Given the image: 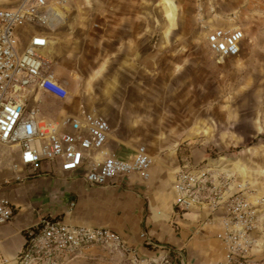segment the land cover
<instances>
[{"label":"rangeland","instance_id":"1","mask_svg":"<svg viewBox=\"0 0 264 264\" xmlns=\"http://www.w3.org/2000/svg\"><path fill=\"white\" fill-rule=\"evenodd\" d=\"M203 1L205 11H211L209 5L215 10L206 14L210 26L245 32L238 57L222 59L209 49L196 0H78L62 12L68 15L58 34L64 38L63 62L73 83L80 80L87 95L95 94L111 59L99 52L96 38L103 28L95 25L104 23V11L129 14L127 20L137 23L141 32L139 40L152 42L153 59L147 65L140 59L115 60L121 96L117 108L133 112L127 115L132 128L113 129L114 137L133 148L150 149L155 166L149 190L164 202L173 199L178 165L187 157L193 164L214 163L236 183L250 187L254 197L262 199L254 253L264 260V0ZM21 2L0 0V8ZM145 15L152 20L147 30ZM24 30L17 28L18 49L26 44ZM130 69L136 75L129 74ZM0 153L4 162L16 149L3 147ZM95 248L104 249L85 251L75 264H118Z\"/></svg>","mask_w":264,"mask_h":264},{"label":"built area","instance_id":"2","mask_svg":"<svg viewBox=\"0 0 264 264\" xmlns=\"http://www.w3.org/2000/svg\"><path fill=\"white\" fill-rule=\"evenodd\" d=\"M69 1L22 0L14 8H0V148L16 149L14 180L32 178L40 174L44 162H50L59 163L63 172L79 173L91 186L122 185L134 175L148 181L155 159L146 146H140L130 159L122 158L107 149L113 131L108 119L81 110L52 120L43 114L40 101L33 96L36 89L60 99L69 96L53 71L56 62L44 54L51 44L49 29L65 20L58 8ZM196 1L209 49L222 59L238 57L245 32L210 26L206 14L213 13L214 7L209 5L211 11L207 12L204 1ZM17 28L25 29L23 49H18ZM212 164L179 167L175 176L176 213L205 211L206 223L219 222L216 236L225 258L218 264H264L254 253L262 199H256L250 187L236 183L233 175ZM22 169L29 174H21ZM16 213L17 206L0 196V225L13 221ZM24 235L25 244L14 259L16 264H75L94 247L127 251L120 235L109 228L74 226L53 217H42ZM142 237L153 245L149 235ZM179 261L185 264L180 257ZM10 262L5 260L4 264ZM157 264L172 262L165 258Z\"/></svg>","mask_w":264,"mask_h":264},{"label":"crops","instance_id":"3","mask_svg":"<svg viewBox=\"0 0 264 264\" xmlns=\"http://www.w3.org/2000/svg\"><path fill=\"white\" fill-rule=\"evenodd\" d=\"M77 1L70 0L66 6L75 5ZM106 12L102 15L104 23L97 24V28H103V31L98 33L96 40L100 44L99 52L104 54L105 59H111L107 62L103 78L96 82L95 86L100 90H96L95 94L87 95L82 81L73 83L68 77L70 67L67 62H63L66 53L64 38L58 36L60 25L49 29L51 44L44 54L56 62L53 71L71 92L66 99L40 89L33 92L47 118L58 120L65 115L86 110L108 119L112 130L132 128L127 115L133 111L117 108L121 107L118 101L121 96L118 92L119 81L115 77V60L121 61L119 57H123L124 62H136L140 59L147 65L153 59V45L148 39L144 42L139 40L141 32L138 34L134 26L137 23L127 20L129 14L117 16ZM66 16L68 18L67 14L63 18L66 19ZM145 18V29H148V24L152 28V20L148 22V15ZM133 71L130 69L129 74ZM133 73L136 75V71ZM134 96L136 99L137 93ZM140 146L133 148L126 145L114 137L113 131L107 143L109 151L125 159H130ZM126 147L132 152L129 153ZM15 158L13 155L4 162L0 159V196L8 197L17 206L14 220L0 225V264H4L5 260L11 261L8 264H16L14 259L25 244L24 232L42 217L62 219L74 226L105 227L115 231L125 242L126 252L104 247L103 251L101 248L94 250L111 256L118 264H157L165 258H170L172 264H180L179 257L185 264H218L225 258L224 247L216 236L219 222L206 223L205 211L202 214L198 210L183 215L176 213L175 178L172 184L173 199L164 202L149 190V180L144 181L138 175L125 180L122 185L91 186L79 173L63 172L59 163L44 162L40 174L17 182L14 180L17 172L12 169ZM183 164L202 165V162L193 164L189 157L183 158L178 169ZM21 174L27 175L29 171L22 169ZM7 180L10 181L8 185L5 183ZM148 191L152 194L148 195ZM143 234L149 235L153 245L142 237Z\"/></svg>","mask_w":264,"mask_h":264},{"label":"bare ground","instance_id":"4","mask_svg":"<svg viewBox=\"0 0 264 264\" xmlns=\"http://www.w3.org/2000/svg\"><path fill=\"white\" fill-rule=\"evenodd\" d=\"M66 5L67 4H65L62 8H58V12H59V14L61 15L62 18H63L62 12H63V10H64Z\"/></svg>","mask_w":264,"mask_h":264}]
</instances>
